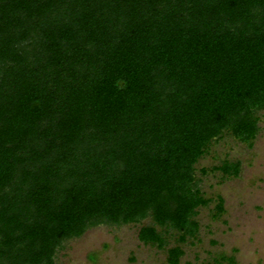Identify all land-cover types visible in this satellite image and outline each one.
<instances>
[{
	"label": "trees",
	"instance_id": "trees-1",
	"mask_svg": "<svg viewBox=\"0 0 264 264\" xmlns=\"http://www.w3.org/2000/svg\"><path fill=\"white\" fill-rule=\"evenodd\" d=\"M262 110L264 0H0V264H56L104 223L179 264L200 208L225 211L197 163L253 146Z\"/></svg>",
	"mask_w": 264,
	"mask_h": 264
},
{
	"label": "rangeland",
	"instance_id": "rangeland-1",
	"mask_svg": "<svg viewBox=\"0 0 264 264\" xmlns=\"http://www.w3.org/2000/svg\"><path fill=\"white\" fill-rule=\"evenodd\" d=\"M260 125L253 146L226 134L214 141L197 163L203 192L213 198L220 194L225 201V211L215 216V201L200 208L198 236L183 244L185 253L179 264H215L214 258L223 252L234 254L238 264H264V110ZM225 160L241 161L238 176H226L221 170H212ZM203 168L208 171L204 173ZM140 226V223H104L90 227L82 236L57 246L55 262L169 264L167 248L160 249L140 240ZM174 244L172 238L169 246Z\"/></svg>",
	"mask_w": 264,
	"mask_h": 264
}]
</instances>
